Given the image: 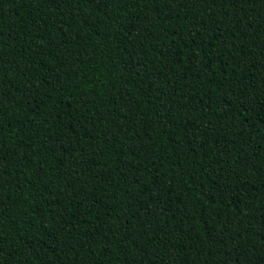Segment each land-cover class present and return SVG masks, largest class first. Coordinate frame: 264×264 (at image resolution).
Wrapping results in <instances>:
<instances>
[{
	"label": "trees",
	"instance_id": "obj_1",
	"mask_svg": "<svg viewBox=\"0 0 264 264\" xmlns=\"http://www.w3.org/2000/svg\"><path fill=\"white\" fill-rule=\"evenodd\" d=\"M0 264H264V0H0Z\"/></svg>",
	"mask_w": 264,
	"mask_h": 264
}]
</instances>
